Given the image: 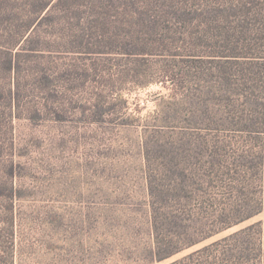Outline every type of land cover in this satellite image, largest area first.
<instances>
[{
  "label": "rangeland",
  "instance_id": "obj_1",
  "mask_svg": "<svg viewBox=\"0 0 264 264\" xmlns=\"http://www.w3.org/2000/svg\"><path fill=\"white\" fill-rule=\"evenodd\" d=\"M29 4L0 0V264H225L211 244L263 222L264 210L168 259L140 256L151 238L145 152L172 138L166 123L195 119L205 127L210 116L222 127L224 117L239 115L240 62H256L248 85L264 86L262 40L250 32L244 44L252 57L231 58L238 63L228 70L190 41L136 57L95 53L107 49L102 45L87 54L61 52L67 39L46 37L45 25L30 34ZM263 14L264 0H255L252 31L264 24ZM211 44L207 52L228 53L223 38ZM35 45L42 50L33 53ZM12 57L18 66L9 70ZM165 71L178 79L176 91ZM229 73L231 84L222 78ZM59 105L63 118L56 120ZM208 252L211 259L201 256Z\"/></svg>",
  "mask_w": 264,
  "mask_h": 264
},
{
  "label": "trees",
  "instance_id": "obj_2",
  "mask_svg": "<svg viewBox=\"0 0 264 264\" xmlns=\"http://www.w3.org/2000/svg\"><path fill=\"white\" fill-rule=\"evenodd\" d=\"M208 1L30 0L26 26L32 35L45 25L46 37L67 39L68 45L62 43L60 48L65 50L61 52L79 54L92 52L90 45H102L107 49L95 53L145 56L158 54L153 50L169 48L176 41H190L202 45L203 55L225 60L222 70H228L238 63L231 58L251 56V49L244 44L250 32L264 43V24L252 31L254 19L248 16L255 0H215L211 5ZM237 14H242L240 19ZM215 36L223 38L227 54L206 51ZM39 46L30 50H42ZM254 63L240 62L236 73L245 82V87L235 92L238 99L243 97L239 115L224 117L222 127H213L210 116L205 127L195 119L181 126L166 123L162 128L172 130V138L149 143L144 172L151 238L150 245L140 253L147 262L168 259L264 210V86L254 85L257 89L252 90L248 85L255 79ZM5 64L9 70L18 66L13 57L6 58ZM165 76L176 91L178 79L168 71ZM41 78L48 81L45 75ZM222 78L227 84L233 81L230 73ZM57 106L55 118L61 119L63 110ZM176 127L178 131L173 130ZM263 237L264 221L256 222L215 241L211 247L214 256L219 253L225 264H253L258 260L264 264ZM209 248L203 247L189 257ZM212 252L201 256L211 259L208 256Z\"/></svg>",
  "mask_w": 264,
  "mask_h": 264
}]
</instances>
